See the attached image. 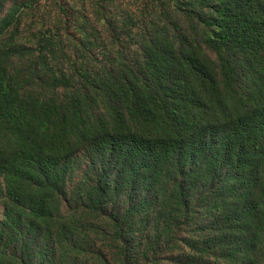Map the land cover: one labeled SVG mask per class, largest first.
<instances>
[{"label":"trees","instance_id":"16d2710c","mask_svg":"<svg viewBox=\"0 0 264 264\" xmlns=\"http://www.w3.org/2000/svg\"><path fill=\"white\" fill-rule=\"evenodd\" d=\"M82 2L0 0V264H264V0Z\"/></svg>","mask_w":264,"mask_h":264},{"label":"rangeland","instance_id":"374dc122","mask_svg":"<svg viewBox=\"0 0 264 264\" xmlns=\"http://www.w3.org/2000/svg\"><path fill=\"white\" fill-rule=\"evenodd\" d=\"M66 2L69 4L68 6H71V10L69 9V15L70 13H74L76 14V12H79V8L82 7L83 2L82 0H66ZM53 6L54 4L47 2V3H43V5H41V7L39 8V12L37 13L38 15L44 14V16H48L53 14ZM57 9H55L56 11ZM4 16V13H0V19ZM64 16V13L61 14V17ZM45 23L47 24V21L45 20ZM80 176L75 178V183L78 182ZM2 211H3V205L0 201V220L2 218Z\"/></svg>","mask_w":264,"mask_h":264}]
</instances>
